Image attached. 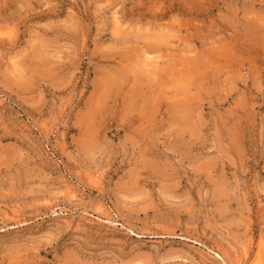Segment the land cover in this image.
Returning <instances> with one entry per match:
<instances>
[{
  "label": "rangeland",
  "instance_id": "obj_1",
  "mask_svg": "<svg viewBox=\"0 0 264 264\" xmlns=\"http://www.w3.org/2000/svg\"><path fill=\"white\" fill-rule=\"evenodd\" d=\"M239 263L264 264V0H0V264Z\"/></svg>",
  "mask_w": 264,
  "mask_h": 264
},
{
  "label": "bare ground",
  "instance_id": "obj_2",
  "mask_svg": "<svg viewBox=\"0 0 264 264\" xmlns=\"http://www.w3.org/2000/svg\"><path fill=\"white\" fill-rule=\"evenodd\" d=\"M116 14H117V13H116ZM164 15H165V14H164ZM156 18H157V16H156ZM115 19H116V22L114 21V22H115L114 25H115L117 31L120 32V31H122V30L120 29V28H121V25H120V23H119L120 20L118 21L116 17H115ZM147 22L149 23V21H147ZM151 22H153V21H150V23H151ZM145 23H146V22H145ZM150 23H149V24H150ZM157 23H158V22H157ZM159 23H160V22H159ZM159 23H158V25H159V28H160V27L162 26V23H160L161 25H160ZM155 24H156V22H155ZM155 24H154V25H155ZM164 26H165V25H164ZM164 26H163V28H165ZM161 30H163V29H161ZM122 32H125V31H122ZM156 33H157V32H156ZM158 33H159V32H158ZM117 34H119V33H117ZM159 34H160V33H159ZM152 35H154V34H152ZM156 35H157V34H156ZM161 35H162V34H161ZM161 35H160V37H161ZM165 35H166V33H165ZM146 36H147V35H146ZM148 37H149V35H148ZM155 37H156V38H155ZM166 37H167V36H166ZM124 38H125V37H124ZM149 38H150V39H152V38L154 39V38H155V39H156V42H157V43L159 42V41L157 40V39H158L157 36H155V35H154L152 38H151V37H149ZM159 39H161V41H162V38H159ZM166 39H167V38H166ZM166 39H164V40H166ZM149 41H150V40H149ZM149 41H148V42H149ZM153 41H154V40H153ZM161 41H160V42H161ZM156 42H155V44H156ZM150 44H151V42H150ZM158 44H160V43H158ZM145 45H146V44H145ZM152 45H154V42H153ZM146 47H151V45H150V46H147V45H146ZM153 47H154V46H153ZM153 47L151 48V50L148 48V51L150 52V51H152L154 48H156V47H154V48H153ZM158 47H159V45H158ZM144 49H145V48H144ZM160 50H161V48H160ZM148 51H147V52H148ZM156 51H158V49L155 50V52H156ZM144 52H145V50H144ZM146 54H148V53H146ZM150 54H151V52H150ZM150 54H149V55H150ZM160 56H161V55H160ZM173 57H174V56H173ZM148 58H151V57L148 56ZM148 58H147V59H148ZM163 58H164V57H163ZM163 58L161 57V61H165V58H164V59H163ZM177 58H178V56H177ZM181 58H182V61H183V56H181ZM187 58H188V57H187ZM187 58H186V62H187L186 64H188L189 60L191 61V64H192L194 60L192 61V59H190V58L187 60ZM145 59H146V57H145ZM152 59H153V58H152ZM157 59H158V57H157ZM174 59H175V58H173L172 61H173ZM148 61H149V59H148ZM155 61H156V60H155ZM172 61H171V63H172ZM146 62H147V61L145 60L144 63H146ZM165 62H167V61H165ZM174 62H176V61L174 60ZM184 62H185V60H184ZM159 63H160V62H159ZM161 63H162V62H161ZM167 63H168V62H167ZM167 63H165L166 66H167ZM156 64H157V63L154 62V65H156ZM163 64H164V63H163ZM181 64H183V63H181ZM146 65L149 66V63H148V64L146 63ZM157 65H158V64H157ZM172 65H173V63L171 64V66H172ZM176 65H177V64H176ZM178 65H180V64H178ZM178 65H177V66H178ZM189 65H190V64H189ZM189 65H188V66H189ZM163 66H164V65H163ZM163 66H162V67H163ZM169 66H170V65H169ZM169 66H167V68H169ZM195 66H197V65H195ZM155 67H156V66H155ZM155 67H154V68H155ZM162 67H161V69H159L160 71H162ZM193 67H194V65H193ZM154 68H153V69H154ZM167 68H166V69H167ZM170 68L173 69V68H176V67H173V66H172V67H170ZM188 68H189V67H188ZM124 69H125V68H124ZM155 69L157 70L158 68H155ZM155 69H154V70H155ZM119 70H120V69H119ZM156 70H155V73L157 74V73H158L157 71H159V70H157V71H156ZM164 71H165V70H164ZM147 72H148V71H146V73H147ZM150 72H152V70H150ZM150 72H149V73H150ZM125 73H126V71H125ZM155 73H151L150 75H153V74L156 75ZM147 74H148V73H147ZM159 74H161V73H159ZM154 75H153V76H154ZM139 76H140V74H139ZM139 76H138V78H139ZM153 76H152V77H153ZM142 77H143V76H142ZM142 77H140V78H142ZM147 77H148V76H147ZM150 78H151V77H150ZM108 79H109V78H108ZM108 79H106V82H105V83H107V86H108V85L111 86L112 84H110V83H112V82H109ZM142 79H143V78H142ZM153 79H154V78H153ZM111 80H112V79H111ZM149 80L151 81V79H149ZM107 81H108V82H107ZM146 81H148V78L146 79ZM151 82H152V81H151ZM133 83H134V82H133ZM137 83H138V82H136V85H137ZM138 87L140 88V86H138ZM107 88H108V87H107ZM110 88H111V87H110ZM136 90H137V88H136ZM139 90H140V89H139ZM135 93H136V92H135ZM137 94H138V93H137ZM148 99H149V98H148ZM149 100H150V99H149ZM181 116H182V115H181ZM219 257L221 258V260H224V257H223L222 255L219 254ZM239 264H243V263H239Z\"/></svg>",
  "mask_w": 264,
  "mask_h": 264
}]
</instances>
